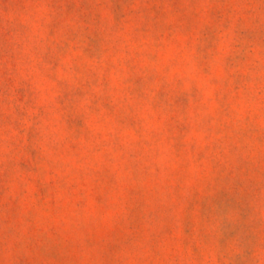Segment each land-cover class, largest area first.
I'll return each instance as SVG.
<instances>
[{"label":"rangeland","instance_id":"obj_1","mask_svg":"<svg viewBox=\"0 0 264 264\" xmlns=\"http://www.w3.org/2000/svg\"><path fill=\"white\" fill-rule=\"evenodd\" d=\"M0 264H264V0H0Z\"/></svg>","mask_w":264,"mask_h":264}]
</instances>
